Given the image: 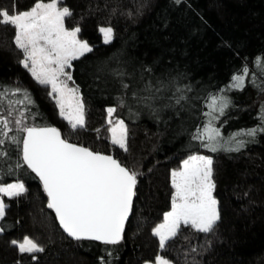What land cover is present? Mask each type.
Masks as SVG:
<instances>
[{"label": "trees", "instance_id": "16d2710c", "mask_svg": "<svg viewBox=\"0 0 264 264\" xmlns=\"http://www.w3.org/2000/svg\"><path fill=\"white\" fill-rule=\"evenodd\" d=\"M66 1L87 38L101 27H111L114 44L128 43V54L114 64L99 63L92 67L95 70L92 73L81 74L89 92L84 99L85 127L73 132L60 119L55 104L48 97L47 87L39 84L20 64L23 53L15 46L14 28L0 24V81H5V89L22 90L16 96L9 95L0 104V119L9 121L8 128L0 124V140L4 141L0 147L14 154L21 152V144L12 142L11 138L24 136L18 131L15 119L20 111L28 109L35 119H26L24 124L56 125L69 142L112 155L130 171L136 172L137 195L123 239L118 245L71 241L56 224L42 187L33 175L35 181L25 184L23 194L3 199L6 207L4 218L13 229L10 234L0 232V264H146L153 261L158 253L163 256L180 255L175 243L172 246L169 243L166 250L161 249L159 238L153 235L155 225L171 205L170 172L178 168L187 156L182 147L184 142L189 143L191 134L178 132L180 138H175L177 131H172L182 120L180 112L175 110L178 105L175 100L165 102L163 108L152 113L161 117L151 115L155 117L152 123L129 122L128 151H122L109 142L104 124L105 109L113 106L120 110L123 108L121 99L125 102L126 97H130L133 89L127 81L128 68H133L142 79L164 77L169 69L177 68L176 76L192 71L206 82L217 78L220 82L223 78L227 80L235 71L231 69L235 64L239 68L246 64L249 68L253 53L262 52L264 46V0H203L207 10L196 12L197 21H190V17L184 21L180 17L183 6H191L199 0H180V3L176 0ZM37 2L0 0V10L16 14ZM101 49V46H96L93 53ZM117 54L115 50L110 58L117 60ZM163 55L166 57L158 59ZM222 57L225 60L221 62L219 58ZM138 58L145 59V63L137 64ZM117 72L122 75H115ZM123 84L129 87L125 89ZM95 89H102L103 93L112 90L113 101L107 105L100 104L98 98L91 96ZM25 95L31 103L17 104L16 101L24 99ZM236 96L238 99L228 105L223 115L218 109L212 113L215 119L204 113L199 129L210 119L212 127L221 129V124L230 126L259 109L261 99ZM8 101L12 102L11 105ZM138 106L143 111L149 109L144 103ZM10 107L11 116L8 115ZM205 110L209 112L208 107ZM25 115L28 116V111ZM198 153L213 160L214 194L219 201L221 219L212 232L190 236V261L186 264H264V137L258 140L257 145L230 156L220 152L211 155L204 147L199 148ZM17 160L22 165L21 171L31 173L21 158L17 157ZM0 168V174L4 176L5 167ZM24 235L36 236L42 241L44 251L39 255L21 254L11 242L13 236Z\"/></svg>", "mask_w": 264, "mask_h": 264}, {"label": "snow or ice", "instance_id": "6c2138e0", "mask_svg": "<svg viewBox=\"0 0 264 264\" xmlns=\"http://www.w3.org/2000/svg\"><path fill=\"white\" fill-rule=\"evenodd\" d=\"M62 0H51L50 3L38 2L24 12L10 14L7 10H0V24L11 25L15 30L14 43L23 53L20 64L27 68L32 77L41 85H51L52 93L58 96L57 104L60 115L68 121L70 128L75 132L78 128L85 127L84 106L79 101L78 90L69 89L60 77L72 76L65 71L72 67V61L79 59L92 48L86 41L77 38L81 31L79 27L68 30L65 27V18L72 15L68 7H60ZM180 3V0H176ZM104 43H110L113 38L111 27H101ZM29 64L31 66H29ZM257 66L264 71L259 58ZM247 67L242 69V74L232 77L233 83L229 87H242L244 78L248 75ZM119 76L122 73H115ZM127 89L129 86L123 84ZM146 91L151 92V85ZM162 88L157 89L161 91ZM189 91L191 89H188ZM223 91V90H222ZM22 90L0 88V104L9 95L16 96ZM176 92L181 93L176 98V103L184 100L182 90L177 87ZM133 97L145 107H151L146 101L157 97L149 95ZM73 101L75 103H73ZM11 105V101H8ZM17 104H30L31 100L24 96L18 99ZM220 115L228 107L227 99L212 96L206 105L209 112L205 115L212 116L217 111ZM124 101L121 99V106ZM69 111H65V108ZM28 111V116L25 115ZM20 111L15 119L18 131L25 133L22 138L12 137L16 144L22 143V160L27 169L39 177L43 191L47 195V207L55 212L60 227L74 240L98 241L103 245H118L123 239L125 221L133 208L134 197L137 195L138 174L130 171L111 155L93 152L90 149L73 144L64 138L61 131L50 126H28L26 119H35L30 110ZM116 108H108L109 117ZM156 111V110H154ZM9 108L8 115L11 116ZM264 123V114L260 117ZM112 121L109 120V123ZM0 124L8 128L9 121L0 119ZM260 129L248 130L246 134L254 136ZM112 133L111 143L120 149L128 151L127 128L122 120H117ZM6 136L7 133H4ZM220 136L217 128L211 126V119L197 129L193 134L194 140H199L209 151L218 150L216 137ZM234 138V137H233ZM207 140V143H204ZM4 143L0 140V145ZM242 143V142H238ZM238 151L239 148L227 149ZM4 155L0 152V157ZM213 160L210 157L190 155L184 160L181 170L172 171L171 186L175 190L172 194L171 211L164 214V223L153 229V235L159 237L160 248L166 246V241L178 234L181 224L191 226L200 233L212 232L221 219L218 201L213 196L215 184L213 182ZM17 168L22 165L17 164ZM26 191L25 185L20 182L0 185V194L8 197H18ZM5 216V204L0 200V219ZM2 231V229H0ZM21 254L42 252L44 249L32 239L25 237L23 242H11ZM195 251V249H193ZM33 259L36 257L33 256ZM156 264H169L159 255Z\"/></svg>", "mask_w": 264, "mask_h": 264}, {"label": "rangeland", "instance_id": "374dc122", "mask_svg": "<svg viewBox=\"0 0 264 264\" xmlns=\"http://www.w3.org/2000/svg\"><path fill=\"white\" fill-rule=\"evenodd\" d=\"M40 2L50 3L51 0H44ZM204 4L205 3H203V0H199L198 2L196 1L193 2L191 6L190 5L183 6L181 10L182 17H180L181 20L186 21L190 17L191 19L190 21H197L195 18V14L197 17L198 13L196 12L200 11L204 13V11L207 10ZM59 6L68 7L72 12L71 16L65 18V27L68 30H72L75 27H79L81 29L80 24L74 18L73 10L70 7L69 3L66 0H62V3ZM31 8L27 9L26 11L30 10ZM237 11H239L238 8H237ZM77 38L82 41H86L89 44V46L92 48V51L86 52L83 56H81L77 60H73L71 62L72 67L65 69V71L72 76L71 80L67 79V76L60 77V80L66 83L69 89L78 90L77 95L79 97L80 103H82L84 106V119H85L86 107L84 104V99L89 95V92H88V86H87L88 84L85 78L81 76V74L82 73L83 74L92 73L94 70L92 67L93 66L96 67V65L99 63L101 64L103 63V65L104 64L109 65V64H114L115 62L121 61L122 59L126 58V55L128 54V43L116 45L114 44L113 39H112L110 43L105 44L103 34L100 31L91 34L88 38L86 37L84 33L80 31L78 33ZM199 43L201 44V42ZM124 45H127V48L124 49ZM96 46H101L102 49L99 52L93 53L94 49H96ZM121 49L123 51H121ZM115 50H117L118 52V54L115 56L117 57V60H113V58H110L113 56ZM141 51L142 50H140V54L142 53ZM110 53L112 54L108 56V54ZM143 56H146V55L143 54ZM165 57L166 55H163L159 57L158 59L165 58ZM251 57H252V62H250L251 66L249 68L246 66V64L245 66L243 65L241 68H239L238 64H235L234 68L231 67V69L235 71L232 72V74L229 76L227 80L226 78H223L224 80L222 82H220V78H217L215 79V81H212V82H206L205 79H203L201 76L199 77L196 76L195 74L192 73V71L190 72L188 71L186 73H182L181 75L176 76L174 72L176 71L177 68L169 69L167 74L164 77H154L153 76L150 78L142 79L138 76V73L133 68H128L127 81L129 82V85H131L133 89L129 94L130 97L128 96L126 97L123 108L121 109L120 107V110L116 108V111L112 113L111 117H109L107 109L115 108V107L109 106L105 109L106 117H105L104 124H105V127L107 128L109 142L111 143V137H112V133L110 129L115 126L117 120H122L127 130H128L129 122L152 123L155 120V117H152L151 115H155L156 117L158 116L156 114H152L154 113V110L158 112L159 109L163 108L164 103L167 101L175 100L176 102V98L179 95H181V93L176 92L177 87H179L182 90V94L184 95L185 99L180 101L179 104L176 103L178 105V108H176L175 106V110L180 112L182 120L180 121L179 124L173 127L172 131L173 132L177 131L175 138L176 137L180 138V136L177 135L178 132H180V134H183V133L186 134L189 132L191 135L189 137L190 139L189 143L184 142V145L182 147L183 148L182 151H184L187 154V156L183 158L178 168L174 169L175 171L181 170L183 161L188 159L190 155L205 156L204 154L198 153L199 148H203L204 146L201 144L199 140L193 139V134L197 132L198 128H200L202 117L204 113H206L205 112L206 111L205 108L207 107L206 105L208 104L209 99L212 96H219V97H223L227 99L228 105L237 97L236 95H241L242 97H246L247 99H251V100L261 99V104L257 111H255L253 114H250L249 116H246V118H242L232 123L230 126H227L226 123L221 124L223 128L218 129L220 132V136L216 137V144L218 146V150L215 152L210 151V153H212L211 155L220 152L227 156H230V155L243 152L245 148L247 150L252 145H255V144L257 145L258 140L264 137V131L258 130L254 136H249V135L242 134V133H246L248 132V130H251V129H260L264 127V123H262L260 119L261 115L264 114V71H261L260 68H258L257 66L258 58H259L260 64L264 65V46L262 47V52L255 51ZM219 59H221V62L225 60L224 57L219 58ZM143 60L145 59L138 58L136 59V63L144 64L145 61ZM29 66L31 65L29 64ZM245 67L248 68L249 73L244 78L243 86L239 88L229 87V85L233 83L232 77L234 75L242 74V69H244ZM169 77L171 78L169 79ZM218 82L220 83L218 84ZM149 85H151V88H152L151 92H148L145 90L146 87ZM4 86H5V81L4 80L0 81V88H3ZM44 86L47 87L48 97L55 104L60 119L64 121L65 124L67 125V128L71 130L70 125L68 124V121L65 120L60 115V108L57 104V99H58L57 94L52 93L51 85H44ZM160 88H162V90L157 91V89H160ZM188 89H191V90L189 91ZM133 92L137 93V96L139 97L152 95L157 98L146 101V103L150 104L151 107H148L149 108L148 110L146 109V111H143L139 108L138 106L139 103L137 102V99L133 97ZM91 96H95L96 98H98V102L102 105H107L111 103L114 99V93L112 92V90H109V89L105 91L104 93L102 89H95L93 95ZM73 103L75 102L73 101ZM218 107H219V104L217 105V109ZM65 111L66 112L69 111L67 106L65 108ZM158 118H161L160 114ZM109 120H111L112 122L109 123ZM213 124L215 125L216 121ZM55 127L57 126L55 125ZM178 127L180 129H178ZM238 142H242V143H238ZM205 143H207V141ZM114 146H117V145H114ZM117 147L119 148V146ZM166 147L170 149V147L168 146ZM232 148H239V150L238 151H228L227 150V149H232ZM204 149L209 151V149L206 147H204ZM121 150L124 151L123 149ZM165 150L166 149H164L163 151L165 152ZM0 152L4 153V155L0 157V161L2 162V164L0 163V167L1 166L5 167L4 172H3V174L5 175L1 176L0 174V185H7V184L16 183V182H20L25 185L26 183L28 184V183H32L35 181V178L32 173L23 172L21 171V169L17 168L16 166L18 164L17 157L18 159L21 158V152L20 153L17 152L14 154L12 152H7L5 149L1 147H0ZM206 157H209V156H206ZM4 161H6L7 163H4ZM12 166H14L13 171L11 169ZM172 171L170 172V182H171ZM215 188L213 190V196L218 201V198L214 194ZM174 191L175 190L172 188V194ZM4 198H8V196L4 194H0V200L3 201ZM171 203H172V196H171ZM218 205H219V201H218ZM169 211H171V205L167 212ZM219 211L221 210L219 209ZM163 223H164V215H163L162 220L159 223H157L155 227ZM10 226L11 225L8 223V221L4 217L3 219H0V229H2V231L0 232L2 233L7 232L10 234L11 229H13V227L12 226L10 227ZM197 233H200V232L195 231L190 225L184 226L183 224H181L180 229L178 230L177 236L166 241V246L165 248H163L164 250H166L169 243H171V246L176 244L180 250L179 252L180 255L173 256V254H166L163 256L162 254L160 255V253H158L156 257L159 255L162 259L167 260L169 264H186L187 262L190 261L189 248L191 247L189 246L190 244H188L189 243L188 240L191 239L190 236L197 234ZM25 237L32 239L34 242L38 243V245L44 249L42 241L38 240L36 236H28V235L17 236V237L13 236L12 241L15 240L17 242H23ZM42 252H37L33 254L39 255ZM156 257L153 259V261L146 263V264H156Z\"/></svg>", "mask_w": 264, "mask_h": 264}, {"label": "water", "instance_id": "95a60500", "mask_svg": "<svg viewBox=\"0 0 264 264\" xmlns=\"http://www.w3.org/2000/svg\"><path fill=\"white\" fill-rule=\"evenodd\" d=\"M50 127H55V126H50ZM55 128H57L58 130H60L58 127H55ZM24 135H25V133H24ZM74 144V143H73ZM78 145V144H77ZM79 146H82V145H79ZM84 147V146H83ZM92 151V150H91ZM94 152V151H93ZM101 154H104V155H109V154H105V153H101ZM112 156V155H111ZM21 158H22V143H21ZM114 158V157H113ZM116 159V158H115ZM23 161V160H22ZM122 166H124V165H122ZM25 167L27 168V165H25ZM125 167V166H124ZM30 172H31V170L30 169H28ZM32 173V172H31ZM37 179H38V181H39V183H40V185H41V187H42V190H43V185H42V183L40 182V180H39V177H37L36 175H35V173H32ZM44 192V191H43ZM45 194V196H46V198H47V195H46V193H44ZM47 200H48V198H47ZM134 202V201H133ZM51 210V209H50ZM52 211V213H53V216H54V218H55V221H56V224L58 225V227H59V229L61 230V232L65 235V237L66 238H68L69 240H71V241H77V240H74V239H72L71 237H68L67 236V234L63 231V229L60 227V225H59V221L56 219V216H55V212L53 211V210H51ZM132 212V211H131ZM131 212H130V214H129V218H128V220H126L125 221V228H126V225H127V223H128V221H129V219H130V216H131ZM125 231V230H124ZM124 234V233H123ZM82 241H88V240H82ZM89 242H94V243H97V244H101L100 242H98V241H89ZM101 245H103V244H101Z\"/></svg>", "mask_w": 264, "mask_h": 264}]
</instances>
